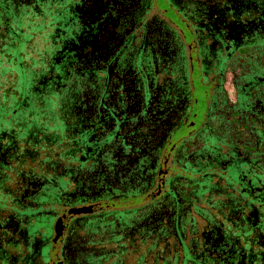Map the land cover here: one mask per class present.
<instances>
[{"label":"flooded vegetation","instance_id":"af4514ba","mask_svg":"<svg viewBox=\"0 0 264 264\" xmlns=\"http://www.w3.org/2000/svg\"><path fill=\"white\" fill-rule=\"evenodd\" d=\"M0 264H264V0H0Z\"/></svg>","mask_w":264,"mask_h":264}]
</instances>
